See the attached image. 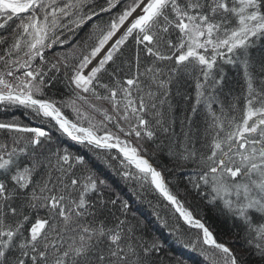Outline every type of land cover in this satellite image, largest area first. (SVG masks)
Instances as JSON below:
<instances>
[{
    "label": "snow or ice",
    "instance_id": "1",
    "mask_svg": "<svg viewBox=\"0 0 264 264\" xmlns=\"http://www.w3.org/2000/svg\"><path fill=\"white\" fill-rule=\"evenodd\" d=\"M258 42L264 0H0V113L30 118L0 119V264H148L157 244L113 221L107 205L117 199L103 198L106 181L66 141L196 230L205 264H245L150 155L154 126L168 131L157 101L176 75L191 78L195 99L171 162L264 262V58L250 53ZM224 64L243 80L227 104Z\"/></svg>",
    "mask_w": 264,
    "mask_h": 264
},
{
    "label": "trees",
    "instance_id": "2",
    "mask_svg": "<svg viewBox=\"0 0 264 264\" xmlns=\"http://www.w3.org/2000/svg\"><path fill=\"white\" fill-rule=\"evenodd\" d=\"M83 35L85 32H81V36ZM250 53L251 58L258 61L264 58V46L258 42ZM141 71H143L142 68ZM223 75L220 99L227 104L241 92L242 72L235 66L224 64ZM162 79H168L167 70ZM56 88L61 92H68L62 77ZM167 89L166 97H162L166 102L161 104L157 101L156 110L162 114L163 127L168 131L164 132L160 126H154L157 134L152 142L153 148L150 150L153 162L172 182L180 197L186 199V207L193 210L221 242L233 247L245 264H264L259 257L249 253L246 246L242 247L244 245L243 234L238 224L231 218L223 216L218 209L207 204L196 193L188 191L191 186L188 184L187 172L175 168L171 162L170 153L177 151V145L183 140L182 133L187 131L186 117L192 116L191 106L194 103L195 90L191 78L184 75L173 76ZM53 92L55 93L56 89ZM12 112L13 115L10 112L0 113V118L18 115L20 120L30 121V118L23 115V110ZM0 139H2V134H0ZM63 147H67L74 155L83 156L90 162L96 175L106 181V185L100 186L104 193L103 198L105 200L117 199L116 205L110 203L107 205V208L114 214L113 221L115 217L125 220L126 225L134 230L138 240L142 238V242L147 245H152L153 242L157 244V247L148 254V264H204L198 256L191 253L188 246L196 240V230L189 229L181 220H177L176 216L164 203L159 202L156 196L147 190L142 191L131 182L124 181L116 170L107 167L103 161L97 160L95 154L89 149L84 151L80 145L68 141ZM125 202L128 205L126 213L122 211V205Z\"/></svg>",
    "mask_w": 264,
    "mask_h": 264
},
{
    "label": "rangeland",
    "instance_id": "3",
    "mask_svg": "<svg viewBox=\"0 0 264 264\" xmlns=\"http://www.w3.org/2000/svg\"><path fill=\"white\" fill-rule=\"evenodd\" d=\"M10 114L11 115H13V112H10ZM18 116V115H17ZM17 116H15L17 119H19V117H17ZM2 117V116H1ZM11 117H8V118H0V119H10ZM98 119H100V117H97ZM20 120V119H19ZM20 121H22V122H24V123H29V121H24L23 119L22 120H20ZM68 142H70V141H68ZM72 143V142H71ZM81 146V145H80ZM82 147V149L84 150V151H87L88 149L87 148H84L83 146H81ZM82 150V151H83ZM171 217V216H170ZM182 221V220H181ZM183 222V221H182ZM184 223V222H183ZM180 236H182V235H180ZM185 243H188L187 241H185ZM191 244H196V248L195 249H193L192 247H190V250H191V253L192 254H194V255H196V256H198L202 261H203V263L205 264V261H204V259H203V257L200 255V251H199V249H200V242L199 241H196V240H193V242H191ZM184 245H186V244H184ZM190 245V244H189ZM190 253V252H189Z\"/></svg>",
    "mask_w": 264,
    "mask_h": 264
}]
</instances>
